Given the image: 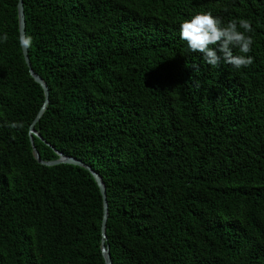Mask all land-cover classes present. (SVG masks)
<instances>
[{"label": "trees", "instance_id": "16d2710c", "mask_svg": "<svg viewBox=\"0 0 264 264\" xmlns=\"http://www.w3.org/2000/svg\"><path fill=\"white\" fill-rule=\"evenodd\" d=\"M15 6L0 0V264H104L92 177L32 156L43 93ZM22 10L48 92L33 130L100 177L111 264H264V0H22ZM199 12L249 20L253 64L212 68L190 52L179 25ZM32 143L41 161L57 158Z\"/></svg>", "mask_w": 264, "mask_h": 264}, {"label": "clouds", "instance_id": "9594fccd", "mask_svg": "<svg viewBox=\"0 0 264 264\" xmlns=\"http://www.w3.org/2000/svg\"><path fill=\"white\" fill-rule=\"evenodd\" d=\"M180 39L185 41L188 50L192 53H200L204 63L217 68L221 62L239 70L247 68L254 62V57L248 55L251 52L253 39L246 33L253 31L251 22L247 19L231 20L226 25H222L218 18L211 12H199L190 19L184 20L179 25ZM243 29V31H240ZM0 40L7 42L8 35L4 33ZM33 38L24 34L19 37V45L23 49L32 46ZM238 49L239 55H235L233 50ZM198 68L197 65L193 66ZM10 128L21 127L17 122H11Z\"/></svg>", "mask_w": 264, "mask_h": 264}, {"label": "water", "instance_id": "95a60500", "mask_svg": "<svg viewBox=\"0 0 264 264\" xmlns=\"http://www.w3.org/2000/svg\"><path fill=\"white\" fill-rule=\"evenodd\" d=\"M15 8H16V15H17V32H18V40H19V37L21 35H24V18H23V10H22V0H16ZM19 47H20V45H19ZM20 51H21V55H22L23 61L25 63V66L27 68L29 76L32 78V80L36 84L39 85V87L41 88L42 93H43V102H42L41 106L39 107L38 111L36 112L34 118L32 119V121L28 127V132H27V137H28V141L30 144L32 156H33L34 160L42 166L51 167V166H56L59 164H66V165L80 167V168L86 170L90 174V176L92 177L94 183L96 184V186L98 188L100 198H101V220H100V227H99V232H100L99 251H100V255L102 257L103 263L104 264H111V261L109 258L108 246L105 244V221L107 218V204H106V200H105L104 185H103L100 177L93 170H91L90 167H88L87 165H85L84 163H82L80 160H78L76 158L65 156L62 153L54 150L49 144H47L39 136L38 133H36L33 130V126L38 122V120H39L40 116L42 115V113L45 109V106L47 104L48 92H47V88H46L44 82L31 70L30 65H29V61L27 58V54H26V49H23L20 47ZM32 136L35 137L36 139H38L46 147L50 148L53 151V153L56 155L57 158L55 160H52V161H41L38 154H37V151L35 150L34 145L32 143Z\"/></svg>", "mask_w": 264, "mask_h": 264}]
</instances>
